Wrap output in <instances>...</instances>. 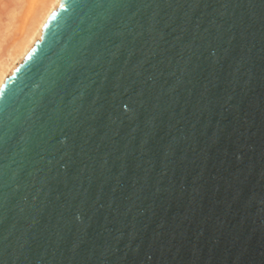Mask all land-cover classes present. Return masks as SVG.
I'll return each instance as SVG.
<instances>
[{"label":"water","instance_id":"water-1","mask_svg":"<svg viewBox=\"0 0 264 264\" xmlns=\"http://www.w3.org/2000/svg\"><path fill=\"white\" fill-rule=\"evenodd\" d=\"M0 264H264V0H60L0 86Z\"/></svg>","mask_w":264,"mask_h":264},{"label":"rangeland","instance_id":"rangeland-1","mask_svg":"<svg viewBox=\"0 0 264 264\" xmlns=\"http://www.w3.org/2000/svg\"><path fill=\"white\" fill-rule=\"evenodd\" d=\"M50 0H0V62L16 51ZM34 21V22H33ZM32 24V25H33Z\"/></svg>","mask_w":264,"mask_h":264},{"label":"bare ground","instance_id":"bare-ground-1","mask_svg":"<svg viewBox=\"0 0 264 264\" xmlns=\"http://www.w3.org/2000/svg\"><path fill=\"white\" fill-rule=\"evenodd\" d=\"M60 3V0H50L47 8L42 12L36 14V20L34 24L29 26L28 32L23 38L22 44L13 53L9 54L6 60L0 62V86L4 79L11 75L14 69L20 64L25 55L33 47L34 43L38 41L42 34V27L46 22L48 16L54 11Z\"/></svg>","mask_w":264,"mask_h":264}]
</instances>
